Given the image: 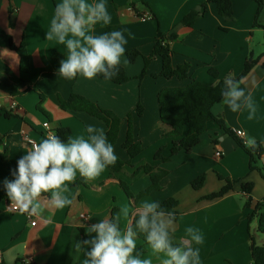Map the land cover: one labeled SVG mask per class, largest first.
Wrapping results in <instances>:
<instances>
[{
	"label": "crops",
	"instance_id": "0c3cea01",
	"mask_svg": "<svg viewBox=\"0 0 264 264\" xmlns=\"http://www.w3.org/2000/svg\"><path fill=\"white\" fill-rule=\"evenodd\" d=\"M134 0H105L112 22L97 24L93 34L120 30L127 39L125 55L121 58L129 80L115 83L109 79L92 80L77 76L68 80L58 76L60 61L67 55L64 45L45 39L55 7L62 0H0V180L14 179L12 173L17 161L31 147L32 141L46 138L43 126L48 121L51 129L66 126L72 137L86 135V127L93 125L107 132V125L84 111L61 108L59 98L68 100L72 94L83 96L104 109L113 111L122 120L114 145L116 155L127 163L121 171L108 168L95 181L85 182L77 174L69 185L72 205L64 209L46 208L41 216H30L9 209L6 191L0 189V263L5 264H83L84 254L73 255V243L89 239L87 226L101 219H111L114 206L135 209L144 200L159 203L172 198L177 218L172 232L173 240L187 239L185 229L194 227L203 235L200 249L201 264H254L250 244L252 238L264 246V233L258 229V216L249 220L254 206L264 202V52L256 55L255 38L264 50V4L258 23L254 25L258 3L254 0H232V21L226 20L215 3H209L203 17L187 26L184 17L204 0H144L145 6L131 5ZM94 3L96 0H87ZM138 11L151 13V18L139 16ZM14 25L10 26V21ZM158 29L165 35L172 49V65L188 62L187 79L153 77L160 74L163 62L159 55L145 68V57L152 54ZM227 29V30H225ZM10 40L15 49L10 47ZM24 45V51L19 49ZM137 49L140 56L131 63L127 51ZM259 62L240 81L246 93L250 92L256 113L248 119V111L233 113L227 106L217 108L228 129L241 128L246 140L238 139L211 122L209 130L190 151L170 150L178 138L166 134L171 127L161 121L158 93L165 87L185 86L193 79L215 85L220 79L237 77L250 55ZM29 59L28 71L21 69L23 57ZM210 69L219 73L214 77ZM16 89L10 92L9 89ZM141 104L143 113L138 115ZM215 105H220L217 103ZM133 117L134 136L143 152L129 159L123 143L127 134V115ZM222 145V155H216L215 144ZM249 149L261 146L262 151L252 168ZM163 148L168 161L155 160L154 154ZM146 164L154 171L165 170L160 189L142 197H129L120 185L124 181L134 196L146 190L152 180L143 170ZM204 175L203 184L194 188L192 182ZM227 179L233 188L217 198L208 196L219 192ZM243 184H251L249 192ZM49 195V194H45ZM251 201V207L246 206ZM264 212L261 206L258 213ZM86 214V218L82 217ZM32 222H35L33 224ZM128 220L121 216V228ZM172 230L170 229V232ZM137 254L151 257L160 264L163 254H152L150 245L137 236ZM27 262V263H26Z\"/></svg>",
	"mask_w": 264,
	"mask_h": 264
},
{
	"label": "clouds",
	"instance_id": "9594fccd",
	"mask_svg": "<svg viewBox=\"0 0 264 264\" xmlns=\"http://www.w3.org/2000/svg\"><path fill=\"white\" fill-rule=\"evenodd\" d=\"M112 16L105 0H62L55 7L45 39L64 45L67 55L60 61L58 76L72 80L78 75L92 80L98 75L113 79L119 73L121 58L127 44L120 30L95 35L97 24L109 25ZM242 81L226 78L221 90L220 105L233 113L248 111L253 119L256 105L250 92L241 87ZM114 146L103 129L86 127V135L70 136L63 142L50 132L46 138L32 141L31 147L17 161L14 179H5L4 189L10 208L30 216H41L46 208L64 209L72 205L69 185L77 174L85 182L95 181L110 166L117 163ZM49 194V195H45ZM121 216L127 218L121 228ZM144 235L152 254H163L160 264H201L200 249L203 235L199 229L187 227V239L173 243L175 214L161 204L144 200L135 209L120 208L111 219L105 218L87 226L89 239L73 243V255L84 254L83 264H153L151 257L137 254V232ZM170 229L172 230L170 232Z\"/></svg>",
	"mask_w": 264,
	"mask_h": 264
},
{
	"label": "trees",
	"instance_id": "16d2710c",
	"mask_svg": "<svg viewBox=\"0 0 264 264\" xmlns=\"http://www.w3.org/2000/svg\"><path fill=\"white\" fill-rule=\"evenodd\" d=\"M258 3V12L256 14L255 23L256 27L259 26L258 18L262 10L264 0H254ZM141 3L144 6V0H134L132 6L136 9V4ZM209 3H215L217 5L219 13L228 21H232L233 17V6L232 0H204L201 2L198 7L192 9L183 19V22L187 26H192L196 20L203 17L206 13V8ZM137 10V9H136ZM145 12L138 11L139 16L144 17ZM14 23L10 21V26L12 27ZM227 30V29H225ZM1 33H4L0 29ZM157 39L154 44L152 54L145 57V68L140 74L139 78L142 79L146 73V68L150 63V60L153 56L159 55L162 58L163 67L160 74H154L153 77L164 76L166 78L176 77L179 80L187 79L189 76L190 64L188 62L179 64L176 67L172 65V49L160 29L157 31ZM10 47L15 49V45L12 40H10ZM19 49L25 50L24 45ZM140 52L137 49H130L127 51L128 59L131 63L135 62L136 59L140 56ZM260 57L254 58L251 54L244 65L242 72L234 78V80L240 81L244 78L252 68L259 62ZM264 66V63H263ZM30 68L29 59L25 56L21 60V69L23 71H28ZM209 72L213 74L214 77H219V73L210 69ZM99 78L105 79L102 75H98ZM130 77L126 74L124 67L121 65L119 68V73L113 79H109L115 83H123L129 80ZM225 79H220L215 85H207L197 79H193L190 83L185 86H172L165 87L161 89L158 93V103L160 107V118L161 121L171 127V130L166 134L168 137L178 138V141H175L170 153L174 154L180 149H185L190 151L193 147L200 143L203 134L209 130V124L211 122L217 123V125L225 129L228 133L234 134L232 130L228 129L225 125L223 118L217 114H214L212 109L213 106L221 102V90L223 88V81ZM16 89L10 88V92H15ZM59 103L62 109L68 110L72 109L75 111H84L90 114L93 117H96L102 120L107 125L106 137L109 143L113 146L117 140L120 128L123 124V120L113 111L107 110L99 106L98 104L90 101L89 99L72 94L68 100L59 98ZM141 104L138 105L137 112L141 116L143 111ZM127 134L126 139L123 143V147L127 150L129 159L133 160L139 154L143 152V147L140 141H136L134 136V126H133V117L129 113L127 115ZM52 131L60 138L61 141L67 142L68 138L72 135L71 129L66 126H56ZM241 147H243L246 152L250 155V164L251 167H255L257 163V157L262 151L261 146H255L252 149L244 146L242 142H239ZM163 148H160L155 154V160L168 161L169 156L163 155ZM116 154V153H115ZM118 157V156H117ZM127 162L121 160L118 157L117 163L114 166L109 168L113 173L119 172L125 166ZM143 170L149 174L152 184L146 189L140 192L138 195L134 196L131 192V189L128 184L123 180L120 181V185L129 197H142L150 194L153 190L160 189V180L167 175V171L159 170L154 171V166L146 164L143 167ZM205 176L201 175L192 182L194 188L200 187L204 182ZM3 180H0V189L4 188ZM234 185V181L227 179V184L216 193L209 195V198H217L225 195L229 192ZM251 184H243L242 188L244 191L249 192L251 189ZM161 207L165 211H172L175 214V219L177 218L176 211L174 210L178 202L175 199L169 198L160 203ZM251 201H247L246 206L251 207ZM261 206H264V202H259L254 206L253 211L249 216V220L257 217L259 218L258 229L260 232L264 233V212L261 214L258 213V210ZM119 207L114 206L111 212V218H113L118 212ZM133 228L137 232V236L143 239L146 242L144 235L139 233L135 229L134 221ZM174 245L177 244L173 240ZM252 260L254 264H264V246L259 245L254 238L251 240L250 244ZM5 264V263H0Z\"/></svg>",
	"mask_w": 264,
	"mask_h": 264
},
{
	"label": "built area",
	"instance_id": "2783aa9c",
	"mask_svg": "<svg viewBox=\"0 0 264 264\" xmlns=\"http://www.w3.org/2000/svg\"><path fill=\"white\" fill-rule=\"evenodd\" d=\"M151 13H149V12H145L144 13V17L143 18H151ZM43 126H44V128L46 129V137H47V135L50 133V132H52V133H54L53 131H52V129H51V127H50V124H49V122L48 121H45L44 123H43ZM233 133H234V135L238 138V139H240V140H242V141H245L246 140V136H245V131L243 130V129H241V128H235L234 130H233ZM34 141V140H33ZM215 147H216V155L218 156V157H221V155H222V145H221V143L220 142H217L216 144H215ZM8 208L9 209H12V208H10V205L8 206ZM13 210V209H12ZM82 217L83 218H86L87 216H86V214H82ZM33 224H35V222H32ZM1 253H2V251H1V249H0V256H1ZM27 263V262H26ZM27 264H30L29 262L27 263Z\"/></svg>",
	"mask_w": 264,
	"mask_h": 264
},
{
	"label": "rangeland",
	"instance_id": "374dc122",
	"mask_svg": "<svg viewBox=\"0 0 264 264\" xmlns=\"http://www.w3.org/2000/svg\"><path fill=\"white\" fill-rule=\"evenodd\" d=\"M262 41L264 42V38L262 39ZM254 49H255L256 55H259L262 51L264 52V50L259 49L257 38H255V41H254Z\"/></svg>",
	"mask_w": 264,
	"mask_h": 264
}]
</instances>
